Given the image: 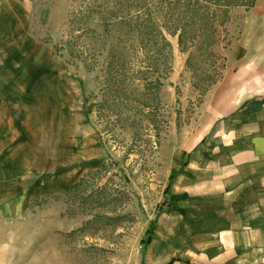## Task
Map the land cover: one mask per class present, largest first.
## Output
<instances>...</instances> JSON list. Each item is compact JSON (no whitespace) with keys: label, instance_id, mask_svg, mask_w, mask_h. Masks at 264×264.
Segmentation results:
<instances>
[{"label":"rangeland","instance_id":"1","mask_svg":"<svg viewBox=\"0 0 264 264\" xmlns=\"http://www.w3.org/2000/svg\"><path fill=\"white\" fill-rule=\"evenodd\" d=\"M78 4L0 0V171L9 162L27 167L39 160L53 182L55 175L73 176L80 164L87 171L67 188L52 184L43 193L13 192L0 182L6 191L0 192V264H149L141 241L162 214L175 158L187 145L209 140L219 123V98L228 95L224 73L248 9L231 10L213 62L187 68L177 36L165 34V51L148 61L140 53L130 58L122 83L105 89L100 66L88 69L56 51L72 32L68 20ZM218 75L201 95L202 83ZM89 159L97 165L88 167ZM8 174L5 181L14 182ZM89 175L86 190L77 192L114 199L103 209L92 199L81 213L73 203L78 197L62 193ZM94 215L101 218L87 223Z\"/></svg>","mask_w":264,"mask_h":264},{"label":"crops","instance_id":"2","mask_svg":"<svg viewBox=\"0 0 264 264\" xmlns=\"http://www.w3.org/2000/svg\"><path fill=\"white\" fill-rule=\"evenodd\" d=\"M241 13L224 73L228 95L219 98L215 114L219 123L209 140L187 145L173 162L165 205L146 245L149 264H264V104L243 112L264 99V0ZM231 99L239 106L232 108ZM86 163L94 167L97 160ZM79 166L53 182L41 160L27 167L9 162L0 182L16 187L13 192L43 193L52 184L67 188L87 172ZM6 171L14 182L5 181Z\"/></svg>","mask_w":264,"mask_h":264},{"label":"trees","instance_id":"3","mask_svg":"<svg viewBox=\"0 0 264 264\" xmlns=\"http://www.w3.org/2000/svg\"><path fill=\"white\" fill-rule=\"evenodd\" d=\"M255 1L79 0L77 9L70 12L68 20L72 32L56 51L60 56L66 54L69 62L81 63L88 69L94 63L100 66L105 89L111 83H122L130 58L140 53L148 61L165 51L168 47L165 34L177 36L180 51L188 54L186 66L192 68L196 62L215 60L217 54L213 48L219 42V34L227 36L225 26L230 21L231 10L237 7L250 8ZM87 21H95L92 29L81 28ZM219 78V75L217 79L209 77V83H202L199 93L203 95ZM263 104L264 99L252 101L243 112L254 111ZM90 177L92 175L83 177L69 192L62 193L67 198L78 197V202L73 203H76L75 207L81 213L87 211L92 199L96 200L99 209L107 207L114 199L106 197L99 200V192H77L86 190L85 183ZM72 209H65V212L70 213ZM100 218V215H94L87 223ZM152 225L147 231V238L141 241L144 245L149 242ZM75 233L69 232L66 238H71Z\"/></svg>","mask_w":264,"mask_h":264}]
</instances>
